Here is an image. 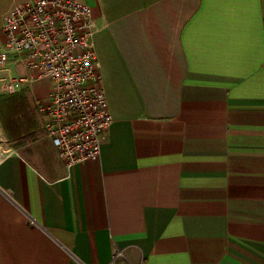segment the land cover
Wrapping results in <instances>:
<instances>
[{"label": "crops", "instance_id": "0c3cea01", "mask_svg": "<svg viewBox=\"0 0 264 264\" xmlns=\"http://www.w3.org/2000/svg\"><path fill=\"white\" fill-rule=\"evenodd\" d=\"M79 1L113 122L69 171L53 82L15 93L35 110L1 122L0 264H264V0Z\"/></svg>", "mask_w": 264, "mask_h": 264}, {"label": "built area", "instance_id": "2783aa9c", "mask_svg": "<svg viewBox=\"0 0 264 264\" xmlns=\"http://www.w3.org/2000/svg\"><path fill=\"white\" fill-rule=\"evenodd\" d=\"M95 31L93 9L85 2L26 0L8 13L0 32V91L13 95L27 83L53 82L47 100L37 99L36 107L46 137L69 171L100 157L113 122L101 86ZM10 63L21 64L27 74L13 75Z\"/></svg>", "mask_w": 264, "mask_h": 264}, {"label": "rangeland", "instance_id": "374dc122", "mask_svg": "<svg viewBox=\"0 0 264 264\" xmlns=\"http://www.w3.org/2000/svg\"><path fill=\"white\" fill-rule=\"evenodd\" d=\"M10 4H11V1H7V3H5L4 6L1 7V10H0V12H1L0 13V32L2 31V24L4 23V20H5V19H3V17H4L3 14H5V10H7V8L9 7ZM21 95L22 94L10 95V94H4L3 92H0V111H2V108L7 106V105H13V107H15V108H12V110H11L12 112L14 111L13 113H18V112L19 113H26L25 112V108H23L25 106L30 108L31 113L34 112V110H35V108H34L35 107V105H34L35 100H34V98H32L31 92L30 91L29 92L26 91L25 92V96L26 97H24V98H21L20 97ZM16 98L17 99L21 98V99L24 100V102H23V104L21 106L20 105L18 106L16 104V100H15ZM30 110L28 109L27 112L30 113ZM1 117H2L3 120H1ZM10 118H11V114L8 115L7 112L5 111V109H3V116H2V112H0V122L3 121L5 123L6 120H9V123L14 122Z\"/></svg>", "mask_w": 264, "mask_h": 264}, {"label": "trees", "instance_id": "16d2710c", "mask_svg": "<svg viewBox=\"0 0 264 264\" xmlns=\"http://www.w3.org/2000/svg\"><path fill=\"white\" fill-rule=\"evenodd\" d=\"M7 108H8V110L10 111V113H11V118L10 119H12L14 122H12V123H9V120H7V123H9V124H11L12 126L13 125H16V124H18V122H19V120L18 121H15L14 119L15 118H17V114L16 113H13L11 110H12V105H7ZM11 109V110H10ZM0 112H2V116H3V108H2V111H0ZM2 118V117H1ZM4 118V117H3ZM5 123H6V121H5ZM6 123V124H7ZM8 125V124H7Z\"/></svg>", "mask_w": 264, "mask_h": 264}]
</instances>
